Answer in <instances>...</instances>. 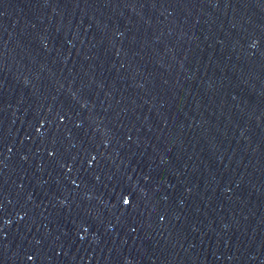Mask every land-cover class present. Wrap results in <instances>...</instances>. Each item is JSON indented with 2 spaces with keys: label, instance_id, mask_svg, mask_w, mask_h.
I'll use <instances>...</instances> for the list:
<instances>
[{
  "label": "water",
  "instance_id": "water-1",
  "mask_svg": "<svg viewBox=\"0 0 264 264\" xmlns=\"http://www.w3.org/2000/svg\"><path fill=\"white\" fill-rule=\"evenodd\" d=\"M0 264H264V0H0Z\"/></svg>",
  "mask_w": 264,
  "mask_h": 264
},
{
  "label": "snow or ice",
  "instance_id": "snow-or-ice-1",
  "mask_svg": "<svg viewBox=\"0 0 264 264\" xmlns=\"http://www.w3.org/2000/svg\"><path fill=\"white\" fill-rule=\"evenodd\" d=\"M129 201L127 199L124 200V203L127 204Z\"/></svg>",
  "mask_w": 264,
  "mask_h": 264
}]
</instances>
